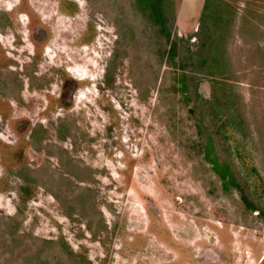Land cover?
Segmentation results:
<instances>
[{
  "label": "rangeland",
  "instance_id": "obj_1",
  "mask_svg": "<svg viewBox=\"0 0 264 264\" xmlns=\"http://www.w3.org/2000/svg\"><path fill=\"white\" fill-rule=\"evenodd\" d=\"M213 1L227 77L206 0H0V264H264V0Z\"/></svg>",
  "mask_w": 264,
  "mask_h": 264
},
{
  "label": "trees",
  "instance_id": "obj_2",
  "mask_svg": "<svg viewBox=\"0 0 264 264\" xmlns=\"http://www.w3.org/2000/svg\"><path fill=\"white\" fill-rule=\"evenodd\" d=\"M139 4L140 10L143 14L151 21L153 26H158L164 23V19L167 17L166 8L164 7V0H136ZM217 5L215 10H212V6ZM224 2H217L213 0H206L204 7V14L202 17L203 25L202 31L205 33L204 41L201 43L199 51L196 54L199 56L198 61L200 66L205 70L206 74L212 76H226V70L229 69L230 57L228 55L227 38L221 26V22L227 12ZM217 11V14L215 12ZM209 18H214V21H219L211 25L206 24V20ZM222 19V20H221ZM221 21V22H220ZM167 32V39L169 42L168 55L174 58V52L176 51V46L171 40V32L164 28ZM174 55V56H173ZM214 163L215 170L220 174L224 183L230 184L232 182L234 185L238 186V180L234 173L231 172L229 165L220 164L216 159H211ZM89 192L93 190L87 187Z\"/></svg>",
  "mask_w": 264,
  "mask_h": 264
}]
</instances>
